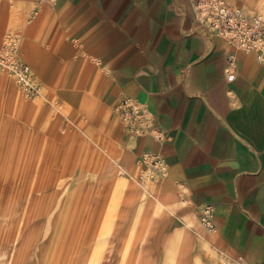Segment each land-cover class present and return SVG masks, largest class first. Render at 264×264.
Listing matches in <instances>:
<instances>
[{"label":"crops","instance_id":"crops-1","mask_svg":"<svg viewBox=\"0 0 264 264\" xmlns=\"http://www.w3.org/2000/svg\"><path fill=\"white\" fill-rule=\"evenodd\" d=\"M226 1L264 19V0ZM193 3L0 0V26L28 28L40 47L31 63L40 72L45 64L57 65L47 88L64 104L73 97L77 111L88 112L87 122L103 107L101 128L108 131L112 122L118 125L108 116L118 101L131 98L143 107L145 132L125 137L134 158L153 154L166 166L162 186L173 199L174 224L193 223V260L259 264L264 62L209 32ZM4 83L0 74V88ZM152 129L161 137L149 134ZM207 206L208 231L199 222Z\"/></svg>","mask_w":264,"mask_h":264},{"label":"rangeland","instance_id":"rangeland-1","mask_svg":"<svg viewBox=\"0 0 264 264\" xmlns=\"http://www.w3.org/2000/svg\"><path fill=\"white\" fill-rule=\"evenodd\" d=\"M10 34L41 95L27 96L0 69V264H203L192 256L193 223L174 224L167 172L148 177L150 165L131 153L126 133L142 132L115 105L108 116L118 125L104 131L103 107L87 122L73 97L55 99L46 84L57 65L40 72L31 63L40 47L13 22L0 28V48Z\"/></svg>","mask_w":264,"mask_h":264},{"label":"built area","instance_id":"built-area-1","mask_svg":"<svg viewBox=\"0 0 264 264\" xmlns=\"http://www.w3.org/2000/svg\"><path fill=\"white\" fill-rule=\"evenodd\" d=\"M45 1L57 2V0ZM193 4L197 19L209 29V32L224 39L234 49L253 53L258 60L264 62V19L260 15L248 17L242 8L226 0H194ZM19 48L20 37L10 34L0 51V69L6 70L14 77L24 94L31 98L38 97L41 95L40 84L31 66L19 56ZM230 58L231 55L228 59ZM114 109L121 115L128 127H137V131L142 134L145 132L142 124L145 123L146 113L136 101L123 98L115 104ZM151 134L157 138L162 135L156 129H152ZM142 159L150 165L148 170L155 173L163 172L165 165L159 156L146 154ZM211 217L212 207L207 206L202 222L208 229L212 228ZM259 264H264V261Z\"/></svg>","mask_w":264,"mask_h":264},{"label":"bare ground","instance_id":"bare-ground-1","mask_svg":"<svg viewBox=\"0 0 264 264\" xmlns=\"http://www.w3.org/2000/svg\"><path fill=\"white\" fill-rule=\"evenodd\" d=\"M4 46V45H3ZM3 46L0 48V50L3 48ZM19 56H20V48H19ZM21 57V56H20ZM22 59V58H21ZM14 78V77H13ZM17 83V82H16ZM39 83V82H38ZM40 84V83H39ZM18 85V84H17ZM19 86V85H18ZM40 87H41V84H40ZM136 135V134H135ZM167 172V168L166 166H164L163 168V172L162 173H155L151 170H147V175L148 177H154L155 175H165V173ZM226 264V263H225Z\"/></svg>","mask_w":264,"mask_h":264}]
</instances>
